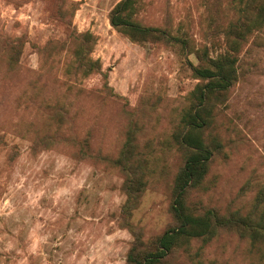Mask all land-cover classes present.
Instances as JSON below:
<instances>
[{
    "label": "rangeland",
    "instance_id": "1",
    "mask_svg": "<svg viewBox=\"0 0 264 264\" xmlns=\"http://www.w3.org/2000/svg\"><path fill=\"white\" fill-rule=\"evenodd\" d=\"M69 1L77 5L71 25L96 36L91 57L100 60L110 93L99 74L76 83L81 91L75 94L64 90L59 67L40 69L36 49L49 39L62 40L67 31L52 16L54 0H0V264H124L131 235L118 223L121 176L102 158L75 153L80 147L87 154L115 156L127 111L142 115L145 136L159 157L156 176L149 177L129 222L145 241L165 229L179 160L167 141L197 82L190 51L206 41L212 17L225 25L232 16L228 0H143L135 19L186 36L187 52L175 43L129 42L107 20L118 0ZM2 37L26 40L13 71L3 62ZM236 59V81L214 109L211 129L203 132L222 148L186 203L193 212L213 208L264 219V30L248 36ZM38 72L36 85L46 87L34 94L28 82ZM55 98L68 109L62 130L73 142L34 147L47 132L45 104ZM170 264H264V246L219 232L204 244L191 240Z\"/></svg>",
    "mask_w": 264,
    "mask_h": 264
},
{
    "label": "trees",
    "instance_id": "2",
    "mask_svg": "<svg viewBox=\"0 0 264 264\" xmlns=\"http://www.w3.org/2000/svg\"><path fill=\"white\" fill-rule=\"evenodd\" d=\"M53 5L52 16L62 21L67 31L62 40L49 39L36 49L40 56V69L49 72L54 66L59 67L60 74L66 80V92L80 93L81 88L76 83L92 74H99L102 86L109 93L112 92L107 85V74L101 70L100 60L91 57L96 36L89 30L77 31L71 25L76 3L54 0ZM143 5V0H118L107 13L109 25L131 43L140 46L175 43L189 52L186 36L173 34L169 27L148 26L135 19V14ZM228 5L232 11L231 18L225 25H220L217 18L212 17L213 27L208 25L211 30L206 41L199 49L190 51L197 61L196 65H190L197 82L188 93L167 141L179 160L169 188L168 212L171 221L160 234L145 241L141 229L129 222L149 183V177L156 176L159 159L151 146L152 138L145 136L142 115L134 118L132 113L126 112L128 118L124 125L123 141L115 156L104 157L99 152L87 154L80 147L75 153L80 157L102 158L121 176L119 190L124 199L118 223L131 235L124 264H170L175 253L188 250L191 240L204 244L219 232H233L240 238L248 239L251 244L264 246L262 215H242L229 210L220 213L213 208L193 212L186 203L188 192L199 186L211 158L222 148L215 138L208 137L206 140L203 132L211 129L214 109L225 103L228 89L236 81V54L249 35L264 30V0H228ZM25 42L21 37H2L3 62L9 71L16 69ZM41 74L36 73L28 82L34 94L46 87V83L36 85ZM45 106L49 109L46 115L47 132L36 138L34 147L54 141L73 142L62 130L68 109L56 98Z\"/></svg>",
    "mask_w": 264,
    "mask_h": 264
}]
</instances>
